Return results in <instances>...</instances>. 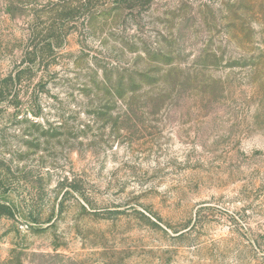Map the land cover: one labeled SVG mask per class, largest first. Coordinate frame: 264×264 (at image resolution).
I'll return each instance as SVG.
<instances>
[{
	"label": "rangeland",
	"instance_id": "1",
	"mask_svg": "<svg viewBox=\"0 0 264 264\" xmlns=\"http://www.w3.org/2000/svg\"><path fill=\"white\" fill-rule=\"evenodd\" d=\"M0 264H264V0H0Z\"/></svg>",
	"mask_w": 264,
	"mask_h": 264
}]
</instances>
